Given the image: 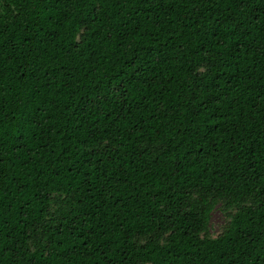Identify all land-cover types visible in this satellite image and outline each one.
<instances>
[{
	"label": "trees",
	"instance_id": "16d2710c",
	"mask_svg": "<svg viewBox=\"0 0 264 264\" xmlns=\"http://www.w3.org/2000/svg\"><path fill=\"white\" fill-rule=\"evenodd\" d=\"M0 264H264V0H0Z\"/></svg>",
	"mask_w": 264,
	"mask_h": 264
},
{
	"label": "rangeland",
	"instance_id": "374dc122",
	"mask_svg": "<svg viewBox=\"0 0 264 264\" xmlns=\"http://www.w3.org/2000/svg\"><path fill=\"white\" fill-rule=\"evenodd\" d=\"M227 217L224 212L216 207L212 212L211 223H210V233L213 236H217L223 229Z\"/></svg>",
	"mask_w": 264,
	"mask_h": 264
}]
</instances>
